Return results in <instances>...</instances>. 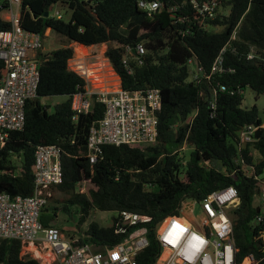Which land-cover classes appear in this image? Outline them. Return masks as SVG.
<instances>
[{"label": "trees", "instance_id": "obj_1", "mask_svg": "<svg viewBox=\"0 0 264 264\" xmlns=\"http://www.w3.org/2000/svg\"><path fill=\"white\" fill-rule=\"evenodd\" d=\"M137 2L22 0L19 25L42 38L49 29L65 37L68 43L84 46L107 43L104 55L123 89H160L156 142L141 148L105 145L98 160L90 163L86 157L87 133L91 123L103 116L104 106L92 97L90 109L73 119L72 96L86 91L84 77L68 66L73 46L65 44L48 54L39 51L36 96L25 104L23 128L11 132L1 151L0 167L7 173L0 175V191L29 194L35 148L58 145L62 150L63 181L53 188L65 198L61 207H51L54 216L60 208L70 213L72 205L78 207L79 224L92 209L117 213L130 210L149 216L146 223L149 243L137 255V264H154L160 252L155 228L162 219L179 214L185 199L201 202L210 192L232 185L240 197L231 219L241 257L255 250L257 242L253 236L258 227L252 220L260 211L253 206V199L260 191V183L254 174L261 175L264 171V129L255 104L241 107L240 90L248 86L257 95H264V61L247 58L252 46L264 50V0H221L228 14L207 21V26L214 29L194 27L184 35L180 32L186 23L175 22L174 18L182 11L193 15L188 0H161L159 12L152 17H147ZM57 3L66 7L68 17L50 12ZM171 6L176 9L169 11ZM4 10L5 2L0 0V30L10 28L2 17ZM137 42L145 47L143 63L137 65L132 61V70L128 72L121 59L125 47ZM223 47V65L231 68L230 72L215 74L210 80L190 78L186 62L192 54L208 71ZM4 73L0 59V80ZM218 83L226 90L220 91ZM57 95L66 98L50 111L42 99ZM212 99L215 110L211 115ZM256 121L261 128L259 138L239 148L237 131ZM184 144L191 145L192 150L183 164L174 147L182 148ZM254 152L258 153L257 158ZM16 156L21 158L17 174L12 162ZM248 167L254 169L251 175L245 173ZM48 208L44 205L40 214L44 226L53 225L42 216ZM119 223L117 215L106 227L90 222L80 232L78 242L90 243L97 249L112 246L123 238V234L115 232ZM20 248L19 241L0 238V264H41L31 256H20Z\"/></svg>", "mask_w": 264, "mask_h": 264}, {"label": "built area", "instance_id": "obj_2", "mask_svg": "<svg viewBox=\"0 0 264 264\" xmlns=\"http://www.w3.org/2000/svg\"><path fill=\"white\" fill-rule=\"evenodd\" d=\"M5 2L3 19L10 28L0 30V59L5 73L0 80V157L12 131L21 130L25 121V104L36 96L39 81V51L43 38L39 33L23 29L19 25L22 0ZM183 5V4H182ZM191 12H181L175 22L186 23L181 35L191 32L194 27H206L209 20L226 16L227 9L221 0H188ZM137 6L147 17L159 12L161 0H138ZM176 6L168 8L169 11ZM53 15L60 17L58 11ZM234 38V34L231 36ZM223 47L206 71L192 54L187 59L190 78L210 80L215 74L230 72L223 65ZM145 47L142 42L129 44L121 59L128 72L131 62L143 63ZM264 50L251 47L248 59L264 61ZM220 91L226 87L219 84ZM216 91H214L215 93ZM243 93V90H240ZM104 106L103 116L91 123L86 138V157L95 163L105 145H128L144 147L156 142L157 114L161 108V93L156 87L139 90L100 88L76 92L71 99L73 119L90 109L91 99ZM211 115L215 102L209 101ZM195 112L190 117V122ZM257 126L244 125L237 131L238 147L252 143ZM184 146H182V149ZM184 164L185 162L182 161ZM19 170L15 171V174ZM253 167L245 169L247 175ZM7 173L0 167V175ZM260 183L259 198H264V184L260 175L254 174ZM63 181L62 150L58 145H38L34 151L33 185L27 195L0 191V238L20 242V256L35 254L42 264H137V255L148 246L147 226L150 217L130 210H120V219L115 232L123 234L122 240L112 246L97 249L90 243H79L77 238L66 237L55 225L44 226L40 220L41 210L52 195V187ZM262 202L264 199L261 200ZM240 203L238 191L227 186L210 192L201 202L192 199L182 201L179 214L166 216L155 228V238L160 252L154 264H264V214L255 215L253 224L258 227L254 234L255 250L241 257L235 242L231 214ZM201 209L194 216L195 205ZM28 246H33L28 249ZM37 252V253H36ZM47 256H46V255Z\"/></svg>", "mask_w": 264, "mask_h": 264}, {"label": "rangeland", "instance_id": "obj_3", "mask_svg": "<svg viewBox=\"0 0 264 264\" xmlns=\"http://www.w3.org/2000/svg\"><path fill=\"white\" fill-rule=\"evenodd\" d=\"M55 11H58L64 18L69 16V12L66 9V7L60 3H57L50 9L51 13ZM207 29H214V28L212 26H207ZM65 44L72 45L73 49L77 45V43H68L65 37L59 34H56L55 32H52L50 30L49 31L46 30L45 36L43 37V43H42L43 46H42L41 52L43 54H48L53 49L58 48ZM107 46H108L107 43H102L98 46H86L87 54L84 57L83 62L85 64L88 63L87 65L92 64V63H97L95 65L99 64L100 66L99 68H97L98 69L97 74L98 76H100V79L102 78V81H103L104 79H107L106 77H108V79L114 81L116 77L113 74L114 69L112 68L110 62L104 55ZM75 55L76 53L74 52L72 58L68 62L69 68L76 71L77 73H79L80 75L84 77L86 81V89L88 90L94 89L93 88L94 86L92 85L91 81H89L86 78L84 73H81L78 69H76L77 56ZM95 65L93 66V68H96ZM112 74L113 76H111ZM103 83H105V81H103ZM65 98L66 97L63 95H57V96L43 98L42 102L48 105V109L50 111H53L55 105L65 100ZM254 104L257 106L259 110V118H260L261 124L263 125L262 128L264 129V95L262 94L257 95L250 87L247 86L243 90V99L241 102V107H250ZM183 146H184L183 149L179 146H176L174 148L179 153V156L182 157V161L185 162L188 158L189 152L192 150V146L188 144H184ZM12 162L16 166L17 170H19L21 167V158L20 157L17 158V156L12 157ZM260 178L262 179V182L264 184V171L260 175ZM51 191H52L51 192L52 196L48 199L46 203V206H48L49 208L48 210L42 212V216L45 220L50 221V223L62 229L63 234L68 238L78 239L80 236V232L84 231L88 227L90 222H94L98 226H101V227L109 226L112 222V218L117 215V211H100V210L92 209L89 212L88 216L85 218V221L79 224L78 207L75 205H72L70 207V213L60 208L59 210H57L56 216H54V213L51 207L53 206L57 208L61 207L60 204L62 200L65 198V196L63 193L56 191L55 188L51 189ZM262 199L264 198L260 199L259 205H260V212L264 214V203L261 202ZM200 214H201L200 206L196 204L194 207L193 215L199 216ZM32 248L33 246H28V249H32ZM30 255L31 257L35 258L34 253L31 252ZM53 264H57V262Z\"/></svg>", "mask_w": 264, "mask_h": 264}, {"label": "bare ground", "instance_id": "obj_4", "mask_svg": "<svg viewBox=\"0 0 264 264\" xmlns=\"http://www.w3.org/2000/svg\"><path fill=\"white\" fill-rule=\"evenodd\" d=\"M75 53H76V69H78L81 73H84V75L86 76V78L91 81L92 85L95 87H100V88H107L108 84L105 82L103 83L102 78L100 79V76H98V69L99 68V64L95 65L96 68H93V64H85L83 62L84 57L87 54V49L86 46L82 45V44H77L76 48H75ZM100 57V56H99ZM75 60V59H74ZM100 60V59H99ZM111 73V72H110ZM113 76V74L111 75ZM110 76V77H111ZM112 78V77H111ZM108 79V77H107ZM109 80V79H108ZM118 79L115 77V83H118L117 81ZM37 253V252H36Z\"/></svg>", "mask_w": 264, "mask_h": 264}, {"label": "crops", "instance_id": "obj_5", "mask_svg": "<svg viewBox=\"0 0 264 264\" xmlns=\"http://www.w3.org/2000/svg\"><path fill=\"white\" fill-rule=\"evenodd\" d=\"M48 31H49V29H47ZM47 34V33H46ZM77 46V45H76ZM76 46L74 47V52H75V48H76ZM76 56V55H75ZM93 65H95V64H97V63H92ZM112 71H113V69H112ZM102 73V72H101ZM113 74L116 76V78L118 79L117 81H118V83H115L113 80H108V79H104L103 81H105L107 84H108V87L107 88H116L117 86H120V79H119V77H118V75L116 74V72H114L113 71ZM104 77V76H103ZM107 78V77H106ZM261 127H263V125L261 124ZM257 156H258V153L256 154V152H254V157L255 158H257ZM19 172V171H18ZM258 199H259V201H258V205L260 204V198H259V196H258ZM262 202V201H261ZM262 203H264V201L262 202ZM259 207H260V205H259Z\"/></svg>", "mask_w": 264, "mask_h": 264}, {"label": "water", "instance_id": "obj_6", "mask_svg": "<svg viewBox=\"0 0 264 264\" xmlns=\"http://www.w3.org/2000/svg\"><path fill=\"white\" fill-rule=\"evenodd\" d=\"M47 14H48V12L46 11V12H45V15H47ZM254 125L257 126V129H256V131H255V137H256V138H259V136H260V134H261V128H260V126H259V124H258L257 121L254 122ZM258 201H259V199H258V195L256 194V195L254 196V199H253V206L256 207V211H257V212L260 211V207H259V205H258Z\"/></svg>", "mask_w": 264, "mask_h": 264}]
</instances>
